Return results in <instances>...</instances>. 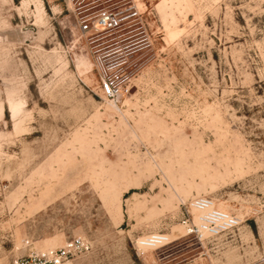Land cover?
Wrapping results in <instances>:
<instances>
[{
  "label": "rangeland",
  "instance_id": "rangeland-1",
  "mask_svg": "<svg viewBox=\"0 0 264 264\" xmlns=\"http://www.w3.org/2000/svg\"><path fill=\"white\" fill-rule=\"evenodd\" d=\"M198 197L239 228L186 235ZM76 238L64 264H264V0H0V264Z\"/></svg>",
  "mask_w": 264,
  "mask_h": 264
},
{
  "label": "built area",
  "instance_id": "built-area-1",
  "mask_svg": "<svg viewBox=\"0 0 264 264\" xmlns=\"http://www.w3.org/2000/svg\"><path fill=\"white\" fill-rule=\"evenodd\" d=\"M125 20L122 11H99L90 20H84L79 26L82 33H96L100 31H112L119 28ZM100 86L99 91L103 98L114 102H119L123 94L127 91L123 82V74L119 69H115L116 63L109 62L105 65L98 57ZM187 218L182 220V226L186 235L193 236L199 240L216 239L230 234L240 226V220L227 212L214 207V202L207 197L192 199L187 206ZM189 214V215H188ZM154 236V235H152ZM158 237L162 235H157ZM161 241V240H160ZM164 243V242H163ZM28 245V243H26ZM138 248H142L137 243ZM161 244H157L159 246ZM153 247V248H156ZM90 245L82 238L72 239L57 249H50L43 252H30L25 258L15 262V264H64L71 258L86 254ZM150 248V249H153ZM144 251V250H143ZM149 264H160L153 261Z\"/></svg>",
  "mask_w": 264,
  "mask_h": 264
},
{
  "label": "bare ground",
  "instance_id": "bare-ground-1",
  "mask_svg": "<svg viewBox=\"0 0 264 264\" xmlns=\"http://www.w3.org/2000/svg\"><path fill=\"white\" fill-rule=\"evenodd\" d=\"M163 242H168V238L166 236L158 237L157 235H154L138 240V244L143 250L153 248L157 244L162 245Z\"/></svg>",
  "mask_w": 264,
  "mask_h": 264
}]
</instances>
